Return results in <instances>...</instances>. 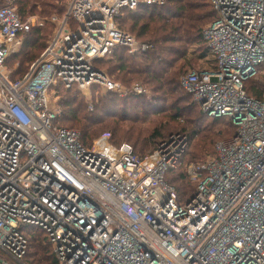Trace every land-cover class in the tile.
Returning <instances> with one entry per match:
<instances>
[{
    "label": "built area",
    "instance_id": "built-area-1",
    "mask_svg": "<svg viewBox=\"0 0 264 264\" xmlns=\"http://www.w3.org/2000/svg\"><path fill=\"white\" fill-rule=\"evenodd\" d=\"M211 2L217 17L202 35L215 65L190 70L181 86L236 131L216 142L215 156L187 164L196 187L185 201L167 175L181 166L187 135L145 156L110 132L86 145L51 102L60 87L114 89L99 64L119 46L152 48L118 17L164 1L69 0L52 19L56 35L15 81L7 60L34 19L11 0L0 6V264H27L35 231L55 264H264V100L246 91L264 74V0Z\"/></svg>",
    "mask_w": 264,
    "mask_h": 264
},
{
    "label": "trees",
    "instance_id": "trees-1",
    "mask_svg": "<svg viewBox=\"0 0 264 264\" xmlns=\"http://www.w3.org/2000/svg\"><path fill=\"white\" fill-rule=\"evenodd\" d=\"M8 1L0 0V6H3ZM11 1L18 7V13L23 20H26L30 15H49L53 10L60 12L61 15H64L66 12V4L62 3L61 0ZM163 1V6L139 5L134 10L126 9L124 10V15L118 17V22L121 28L132 33L138 40H143V37L148 36L149 41L147 43L152 45V48L143 53L132 54L126 47L119 46L116 48L112 58L108 59L107 62L102 61L100 64L103 66L105 65L108 73L113 76L115 80L122 82L124 86L130 87L132 82L141 80L144 83L151 84L155 92L161 93L162 98H172L174 100L172 101L173 104L178 102V100L181 102L191 96V94H185L181 90L183 89L181 86V79L183 74L188 73L192 68H189L183 73V65L175 67L177 61L175 56L185 59L188 66L189 61L186 60V56L188 55L191 46H196L203 42L206 48L200 53L196 54V50L192 51V53L196 54L199 58L207 59L210 63V67L215 65V59L212 56L206 40L203 38L202 32L204 27H207L217 16L211 0ZM131 15L134 19V23L131 26H127L124 23L126 19L125 17H131ZM143 19L145 20L140 25V22ZM48 23L50 28L44 29V35V26H32L27 30L24 47H33L34 44L31 43V41L36 38L35 43L38 44L39 48L41 50L43 48L45 49L47 45L46 42H44V39L48 38V35L51 33V27L54 29V25L50 22ZM34 33L37 34L36 37L32 36ZM39 39L41 41L38 43ZM38 54L32 53L29 50H22L19 55H14L13 59H15L17 63L14 65L15 67L11 66V79L15 81L23 78L29 71V69H27V64L37 60L41 53L40 55ZM93 86L101 89V85ZM75 88V86L70 89L65 87L59 88L62 91L64 90L65 94L71 93V95L69 97H61L60 106H62L63 109H61L62 115L58 121L61 126L67 127L62 125L60 121L74 119L78 129L81 130V140L84 144H92L99 136L98 130L95 126L104 122L105 119L102 117L103 115L114 117L116 120L113 125L107 126L112 131H104V133L110 132L113 136V142L116 145H120L124 142L131 144L134 147L135 152L141 156L153 152L157 143L170 136L162 137V131L165 127L161 125H156L153 129L142 127L143 123H145L151 115H156L160 112V110L154 111L152 101L149 100V102L126 104L122 107L120 112H117L115 106L123 100V96L108 91L99 94L97 98L98 102H96V111H93L94 113L90 111L84 113V111H86L85 104L84 102L78 101L79 89L78 87L77 89ZM72 89H75L76 91L73 92ZM246 91L249 95L264 100V74L247 81ZM161 95L155 98L156 101L163 100ZM141 98H143L141 94L131 93L128 99L137 100ZM194 105L200 108L195 100ZM199 110V118L203 120L207 114L204 113L201 108ZM181 111L182 108L177 109V118L182 116ZM130 112L133 115L128 116ZM209 119L213 121L210 122L206 133L202 135L197 143L191 146V149L188 147L189 144L187 145V149L181 159V166L167 175L168 182L176 186L181 201L188 200L190 195L194 193L196 187L195 184L191 182L186 172V166L190 162H203L208 158L215 156L216 142L213 151H211V147L215 138L221 135V131L218 130V127L222 122V119L227 120L229 123V133L225 138L232 136L236 131V127L228 118L209 117ZM178 133L185 135L188 134L181 132ZM191 133L192 134L187 135L189 143L191 139L199 136L201 130L194 129ZM150 138L151 140H155L154 149L145 152L144 147L141 146V142L143 140L147 141V139ZM151 140L147 141L150 145H152ZM178 182H181L182 184H179ZM32 233V237L30 238V248H33V251L32 253L28 252L27 256L24 258V262L27 264H44L47 261L48 264H55V257L52 254L51 248L44 246L42 240L38 239L40 236L44 238V233L40 231Z\"/></svg>",
    "mask_w": 264,
    "mask_h": 264
},
{
    "label": "rangeland",
    "instance_id": "rangeland-1",
    "mask_svg": "<svg viewBox=\"0 0 264 264\" xmlns=\"http://www.w3.org/2000/svg\"><path fill=\"white\" fill-rule=\"evenodd\" d=\"M8 1V0H7ZM62 3L66 4V9L69 3V0H61ZM15 5V4H14ZM16 6V5H15ZM16 8H18L16 6ZM18 10V9H17ZM55 16H59V17H63V15H61L60 12L53 10L51 14L49 15H43V14H36V15H30L27 17L28 18H33V22H31V25H29L28 29L29 30L32 26H36V27H43V35H44V29L45 28H50L49 23H52L54 25V29L51 27V33L48 35V38L44 39V42H46V45L48 46V44L50 43V41L53 39V37L56 35V31H57V26L56 24L52 21L53 17ZM125 21L124 23L127 26H131L134 22H133V17L131 15V17L127 16L125 17ZM145 19L141 20L140 25L144 22ZM47 23V24H46ZM123 23V24H124ZM124 24V26H125ZM139 25V27H140ZM206 27V26H205ZM204 27V28H205ZM26 33L22 35L21 40L19 41V43L14 47V51L11 54V56L8 58L7 64H6V69L7 71L10 73H12L11 70V66L16 65L17 61H15V59H13V56L18 54L23 50H29L32 53H36L38 55H40V53L42 54L43 49L41 50L38 46V44L35 43V39H33V37H36L37 34H33L32 36V41L31 43L34 44L33 47L29 48L24 47L25 45V41H26ZM136 33V32H135ZM132 34V33H131ZM143 40H139L142 42H148L149 41V37H143ZM146 40V41H145ZM41 41L40 39L38 40ZM46 46V47H47ZM206 48L205 44L203 42H201L199 45L196 46H191L188 55L186 56V60L189 61L188 66L185 62V59L180 58L179 56H175L177 61L175 63V67H179L183 65V73H185V71H187L189 68L192 69H206L210 67V63L208 62L207 59L205 58H199L196 54L202 52L204 49ZM46 49V48H45ZM44 49V50H45ZM196 50V54H193L192 51ZM126 55V54H125ZM174 57V56H173ZM38 58V56H37ZM211 59V57H210ZM34 62V61H33ZM32 62V63H33ZM104 62H107V60H105ZM32 63L27 64V69H30ZM99 66L101 68H103L107 73V67L102 64H99ZM15 67V66H14ZM109 74V73H108ZM187 73L183 74V76H185ZM109 76L111 77V79L117 84V86L110 90V89H106L104 87L101 86V89L96 88V86H86L83 88H78L79 90V95H78V101L80 102H84L85 104V109L86 111H84V113H87L88 111L93 112L96 111V102H98L97 98L99 96V94L101 93H106L108 91H112V93H118L119 95L123 96V100L119 102L118 105L115 106V110L117 112H120L122 110V107L126 104H136V103H143V102H149L152 101L153 103V109L154 111H159V113H157L156 115H151V117H149V119L143 123L142 127L148 129H153L156 125H161L163 127H165V129L162 131V137H168L169 135L173 134V133H188L189 135L192 134L191 131H193L194 129H200L201 133L199 134V136H197L196 138L191 139L190 143L188 142V147L189 149H191V146H193L195 143H197L200 138L202 137V135H204L210 125V122L213 121L211 119H209V115H207L206 117H204L203 120H201V118H199V113H200V108L198 106L194 105V97L191 93L181 89L183 91V93L187 94H191V96H189L188 99L186 100H182L181 102L178 100V102H175L172 104V101H174L172 98H162L161 93H157L155 92V90H153V86L151 84L148 83H144L141 80H136L134 82L131 83L130 87L129 86H124L122 84V82L115 80L113 78V76H111L109 74ZM139 83L141 86H143V92L141 93V96H143V98L141 99H137V100H131L128 99L129 96L131 95L132 92V87L134 84ZM97 85V84H96ZM77 89V86H75ZM75 89H72L73 92L76 91ZM55 90V89H54ZM71 95V93H66L63 90H60L59 88L56 91V94H54V96L51 99L52 102V107L55 109H59L60 111H62L61 109H63L62 106H60V99H62L61 97H69ZM159 95H161V98L163 100L160 101H156L155 98L159 97ZM160 99V98H158ZM197 102V101H196ZM178 108H182L181 114L182 116L180 117H176L177 115V109ZM94 113V112H93ZM92 113V114H93ZM133 115L131 112L128 114V116ZM127 116V117H128ZM105 120L102 124L100 125H96V129L98 130V135L100 136L101 134L104 133V131H112L111 129H109L107 126H111L113 125L114 121H116L114 119V117H108L103 115L102 116ZM201 117V116H200ZM123 121V120H122ZM62 125L67 126V127H71L72 129L78 130L79 133L81 134V130L78 129V126L76 125V122L74 119H69V120H61L60 121ZM125 123V122H124ZM228 121L222 119V122L220 123L218 130L221 131V135L217 136L212 144L211 147V151H213V147L215 142L224 139L228 133H229V128H228ZM187 134V135H188ZM98 136V137H99ZM150 139H147V141H150ZM146 140H143L141 142V146L144 147L145 152L148 151H152L154 149V144H155V140H151L152 145H150ZM179 184H182L181 182H178ZM177 184V185H179ZM38 239L43 240L44 238H42V236H40ZM35 244V243H33ZM46 246V245H44ZM46 247H50V246H46ZM30 248V247H29ZM48 249V248H47ZM29 253H32L33 248L29 249ZM49 251V250H48ZM52 251V249H51ZM53 254V253H52ZM44 264H48V262L46 261Z\"/></svg>",
    "mask_w": 264,
    "mask_h": 264
}]
</instances>
